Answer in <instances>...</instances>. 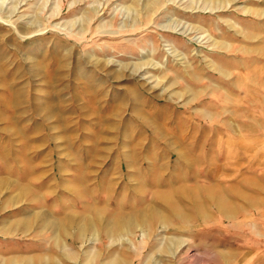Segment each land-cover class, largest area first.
I'll use <instances>...</instances> for the list:
<instances>
[{"label":"rangeland","instance_id":"rangeland-1","mask_svg":"<svg viewBox=\"0 0 264 264\" xmlns=\"http://www.w3.org/2000/svg\"><path fill=\"white\" fill-rule=\"evenodd\" d=\"M263 32L249 0H0V142L19 111L51 142L19 174L0 143L25 179L0 177V264H264ZM75 148L89 163L61 170ZM160 194L185 217L107 234L118 203L164 212ZM69 215L105 222L43 227Z\"/></svg>","mask_w":264,"mask_h":264},{"label":"bare ground","instance_id":"bare-ground-1","mask_svg":"<svg viewBox=\"0 0 264 264\" xmlns=\"http://www.w3.org/2000/svg\"><path fill=\"white\" fill-rule=\"evenodd\" d=\"M168 191H170L168 193H171L172 189H168ZM160 195L161 196L159 197L157 202H160V203L162 202L163 205H165L162 207H163V209H165L167 211V213H165L166 212L165 210L163 212L162 210L155 209V207L152 208V206L154 204L146 206V205H144L145 203H143L144 201L142 202L140 200H139L140 206L142 204V207H140V208L134 207L132 205H129L128 207L125 208L124 206H121L118 203L117 204L118 206L116 207L114 212H112L110 215L111 219L108 222L106 221L107 234L109 236H112V239H113V237H119L121 235L129 234V233H131V231L133 229H136V228H141V230L142 229L149 230V229H151V227H154L157 224L165 225V224L170 222L169 218L171 216L172 217H178V218L185 217L184 213H182V210L180 209L181 207L178 206V202L173 200V198H174L173 196L171 197L172 194H169V195L168 194H165V195L160 194ZM145 199H146V197H145ZM217 201H219V199ZM153 202H154V200H153ZM219 202H220L219 203V206H220L222 201H219ZM95 206L98 207V205L91 206V207H93V208H91L92 209L91 212L97 213L99 210H96ZM221 208H222V205H221L220 209L218 207V210L223 212L222 211L223 209H221ZM67 210H69V209H67ZM197 210H199V209H197ZM40 218L41 217H38V221L43 220V219L41 220ZM77 218H78L77 215L76 216H70L69 215V216H64V219L60 220V221L44 220L43 221V225H44L43 227L50 229L51 232L54 233L56 240L58 237H59L58 239H60L66 235L67 236L71 235L70 232H72V231L73 232L75 231L74 233L77 234V237L79 236L77 239H83V237L86 236V234L91 232V231H92L91 233L95 234L97 228L102 226L103 222H105V221H102V219L99 216H96V217L95 216H93V217L86 216V217H83L81 219H77ZM103 227H104V225H103ZM110 264H125V263H124L123 259L121 260L118 257V258H115Z\"/></svg>","mask_w":264,"mask_h":264},{"label":"crops","instance_id":"crops-1","mask_svg":"<svg viewBox=\"0 0 264 264\" xmlns=\"http://www.w3.org/2000/svg\"><path fill=\"white\" fill-rule=\"evenodd\" d=\"M249 4H264V0H249ZM260 35H262L260 37V39H262V48L264 49V44H263L264 34L260 33ZM253 49L261 50V45H260V47H255ZM259 56L260 55L257 54V56H250V57H259ZM257 59H259V58H257ZM259 61H260V59H259ZM252 78H253V76H252ZM261 83H262V86H263L264 85V75H263V79H260V82L257 84V86L260 87ZM253 85L255 86V84L250 82L249 90H252L254 88ZM18 104H21V101L19 103H15V104H12V105L15 108ZM16 113L18 115H15V114H10L9 115V123L10 124H9L8 128L6 127L5 129H3L4 131L8 132L7 139L4 140V141H1L0 143H2L3 145H8L9 146L8 150L4 149V152H3L4 153L3 155L6 156V157H3V159L6 158L7 163L10 164V165L6 166V168L9 167V171H14L17 174H19L21 172V169H20V164L18 163L17 160L22 159L23 161H28L27 160L28 159V156H27L28 152H30V151L31 152H35V150L39 149L40 147H42L44 145L45 146H51L50 145L51 142H50V137L47 136V135H43L41 133L40 129L38 127H36L37 124L33 125L32 129L30 131H28L23 125L26 122V120H24L23 124H21V122L19 121V118H18L21 115L22 111H19V112H16ZM224 123L227 124V125H224L225 130L227 132L228 130H230V126H229V124L227 122H224ZM89 126H90V124H89ZM89 126L84 124V127H85L86 131H83L81 133L83 140L86 141V142H88V141L91 142V137L84 135L85 133H89L91 131ZM10 127H13V129L10 130L9 129ZM39 132H40V134H38ZM72 134H75V133L72 132ZM60 137L61 138L62 137H68V135L63 134ZM35 144H39L40 146L39 147H35L34 146ZM54 145H58V143H54ZM67 145H69L72 148L74 144H73L72 141H69ZM89 145H91V144L87 145L88 146V150H90V146ZM14 146L16 147L15 149L13 148ZM28 150H30V151H28ZM78 151H79V149L75 148L74 150H72L71 153L69 152V158L66 159L63 164H60L59 168L61 170H65L67 168V166H69V167L75 166V168L80 169V168L84 167L85 165H87L86 163H89L88 161L85 162V163H82V165L79 166V165H77L74 162L73 159H71V158H73L71 156V154L73 156H77L78 155ZM82 152H86V151L82 150ZM17 153H18V155H15ZM29 159H30V161H35V158H32V155H30ZM9 161H11V162H9ZM114 167H117V165H114ZM4 173L0 172V177L6 176L9 179H14L15 181H17L19 183H25V179L17 180L16 177L14 176V174L8 175V174H6V173L4 174ZM106 174H107V172H105V175ZM105 175H104V177L102 176V178L104 180H101V181L99 180V182H98L99 184L101 182L102 183L105 182L104 184H106V182L108 183V180H107L108 178ZM83 178H84V182L86 183L87 181L89 182L88 179L90 178V176H87L86 180H85V177H83ZM71 180L73 181L74 177L73 178L72 177H67V178L63 179V183H69V181H71Z\"/></svg>","mask_w":264,"mask_h":264}]
</instances>
